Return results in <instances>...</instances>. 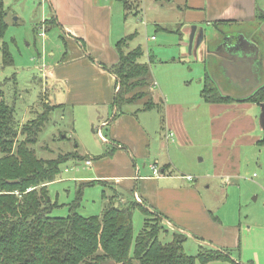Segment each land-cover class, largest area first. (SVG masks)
Segmentation results:
<instances>
[{"label": "crops", "instance_id": "1", "mask_svg": "<svg viewBox=\"0 0 264 264\" xmlns=\"http://www.w3.org/2000/svg\"><path fill=\"white\" fill-rule=\"evenodd\" d=\"M39 3L48 11L41 16L38 25L33 26L36 35L47 39V29L55 26L57 36L63 42V45L55 44L54 49L46 44L41 48L34 45L39 59L49 69L53 81L50 83L53 86L51 96L55 98V93L60 91V104L79 108L91 130L99 124L96 134L106 146L94 151L98 154L94 158L86 155L83 159L85 173L63 177L61 170L60 179L50 184L72 179L80 183L82 191L84 184L110 183L112 192L102 195L107 197L103 208L111 199L114 206H118V201L121 204L140 201L150 212L162 215L161 223L166 230L163 233L170 239L174 232L185 235L182 248L188 237H192L197 243V253L200 247L212 248L226 251L232 259L242 263L264 264V195L260 198L258 193L260 190L264 193V182L252 179L254 187L238 189L237 197L260 199L261 203L254 211L243 213L241 200L230 203V197L236 191L233 179H237V185L245 180L240 172L244 160L241 150L230 148V131L222 130L229 122L245 121L254 134L244 140L237 139V144L244 142L239 148L252 150L250 153H261L260 148L264 149V99L258 103L247 99L264 86V0H181L178 7V19L173 22L175 30L170 31L179 35L175 40L179 46L170 54V60L176 62L177 57L179 62L183 58L190 62L194 60L200 70V86L203 87L207 77L216 88L212 99H220L218 102L207 101L199 93L201 110L216 114L209 116L201 112L195 118L223 123L216 129L218 146L214 149V166L199 174H184L180 169H190L177 164L173 158L177 148L185 145L189 138L181 127L180 115H171L165 105L159 126L158 114L150 113L163 110L162 104H167L163 83L158 92L160 96L149 83V97L154 102L151 109L139 107L123 111L122 107L120 112L113 105L118 85L107 69L119 60L117 40L113 39V1L41 0ZM130 6L124 5L125 8ZM12 12L13 22H19L16 11ZM51 15L57 24L46 28H43L46 25H39ZM163 25L156 24V28L166 30ZM191 35L192 46L189 48ZM126 36H130V40L133 34ZM141 57L140 62L145 63ZM155 103H160V108ZM241 108H249L250 114L237 117L221 114ZM213 128L211 126V130ZM101 129H106L105 136ZM240 130L236 134L244 133ZM71 153H76L78 158H73L71 165H65L64 172L81 163L82 155L76 150ZM263 173L260 175L264 177ZM257 177L258 173L254 171L251 178ZM47 201L58 206V200L48 198ZM213 262L220 261L207 264Z\"/></svg>", "mask_w": 264, "mask_h": 264}, {"label": "rangeland", "instance_id": "2", "mask_svg": "<svg viewBox=\"0 0 264 264\" xmlns=\"http://www.w3.org/2000/svg\"><path fill=\"white\" fill-rule=\"evenodd\" d=\"M39 1L41 0H5L6 7L16 11L20 21L14 23L9 17L5 36L0 39V46L2 40H4L13 58L12 65L3 66L0 50V89L3 91L5 100L13 106L16 117L14 119H17L20 125L25 124L28 120L37 118L41 113L49 111L50 109H48L49 106L47 105L60 104L62 100L60 91L55 93V98L54 95L51 96L53 92L51 87L53 86L50 83L53 81L50 78L49 69L47 65H43L44 61L39 59L35 50V46L41 48L45 44L49 48L52 47L51 49L55 48V44L63 45V42L55 32L58 31L55 26L47 29V39L37 36L33 30V26L38 25L41 16L44 17L48 11V8L46 9L44 5L42 7ZM112 1L114 3L112 10L113 34H115L113 39L118 41L121 39L120 37L133 34L132 38L127 40L126 50L138 45L141 46L143 50L141 60L146 61L149 67L147 80L151 83L154 92L158 96H160V93H158L159 88L163 87L161 84L165 85L167 104H162L163 110H155L150 113L153 115L155 113L158 114L160 126L161 115L162 113L164 114L165 105H167L171 115L176 113L180 115L181 127L186 131L187 137H189L187 143L177 148L174 152L173 158L175 162L190 169V171L180 169L184 174H199L210 171L214 166L213 159L216 157L214 156V149L218 146L216 145V129L218 125L223 123L195 118L201 112L209 116L216 113L203 111L199 106V93L202 85L200 86L199 83V78L201 77L198 72L200 70L194 60L190 62L187 58H183L179 59L182 61L179 62L178 57L176 62L170 60V54L177 50L179 46V42L175 41L179 35L170 30H175L176 25L173 22L178 19V7L181 0H127V5H131L130 8H125L124 4L116 0ZM156 24H164L163 27L166 26L165 28L167 29H157ZM151 35H154V38H150ZM149 55L152 56V60H150ZM7 78L9 79L7 80ZM153 82L155 83L153 84ZM146 100L145 96H143L137 99L136 102L125 105L123 111L135 110L141 107V104ZM250 112L249 108H241L239 110H226L221 114L237 117L244 114L249 115ZM88 125L85 114H81L79 108L63 107L62 104L57 106L49 115L48 121L39 134V141L35 146L38 154L44 158H54L59 154L76 150L79 155H82L81 163L78 167L68 169L67 171L69 172H64V166L71 165L73 160L62 163L60 165V169L63 171L62 175L63 177H71L77 172L85 173L86 168L83 166V159L86 158V155L90 154L94 158L98 155L94 151L97 152L98 148L106 147L104 146L105 143L96 134L99 124L96 125L94 130H91L89 128L90 125ZM211 126L214 127V130H211ZM242 129L244 130L242 135L236 134L237 130L241 132ZM157 130L159 133L161 132L159 127ZM222 130L230 131L232 139L230 148L232 151L235 148L236 150H241L244 160L240 167V172L245 177V180L237 185V179H233L235 182L233 188L236 191L230 197V203L236 204L241 200L243 213L254 211L258 204L261 203L260 199L254 200V197L251 196L237 197V194L239 193L238 189L254 187L252 179L259 183L264 182L263 175H260V172H264V149L260 148L261 153H250L252 150L239 148L244 142L237 144V139L244 140L254 134L253 129L246 126L245 121L240 123L229 122ZM101 131L104 136L107 134L106 129H101ZM243 134L245 135L243 136ZM254 171L258 173L257 178H251ZM260 178L262 179L261 181L259 180ZM110 185V183H101L94 186H86L84 184L79 195L77 192L81 185L76 180L66 179L49 184L48 198L50 201L58 200V206L54 207L50 214L64 216L68 213L70 206H74L77 213L82 216L101 214L100 211L104 206L105 199H107V197H102V195L103 193L112 192L109 188ZM258 193L260 198L264 195L262 190ZM258 200L259 202H257ZM253 201L257 203L255 204ZM144 218L145 216L141 211L134 210L133 227L135 234L142 228ZM160 239L167 241L170 236L162 233L160 234ZM196 248L197 243L192 237H188L183 248L185 253L195 255L197 253ZM95 263L96 260L90 264ZM98 264L117 263L108 258H103ZM211 264H229V262L220 261Z\"/></svg>", "mask_w": 264, "mask_h": 264}, {"label": "trees", "instance_id": "3", "mask_svg": "<svg viewBox=\"0 0 264 264\" xmlns=\"http://www.w3.org/2000/svg\"><path fill=\"white\" fill-rule=\"evenodd\" d=\"M118 1L127 6V0ZM12 13L5 0H0V39L5 36ZM50 24H57L53 15L39 25ZM129 37L117 41L119 60L107 67L117 81L113 105L120 112L143 96L147 100L142 110L154 106L148 90L149 67L140 62L143 50L139 46L126 50ZM0 50L2 65H12L11 51L4 40ZM215 89L206 77L200 94L207 101L218 102L219 98L212 99ZM247 99L261 102L264 86ZM159 104L155 103L157 107ZM59 105H47L49 111L20 125L14 119L13 106L0 89V264H90L95 260L98 264L103 258L117 264H246L232 259L226 251L212 248L200 247L196 255H188L182 248L185 235L178 232L169 241H162L160 234L166 232L162 215L150 212L137 201H118V206H114L111 199L100 215L82 216L74 206L64 216L51 215L56 203L47 201L48 185L60 179L62 163L78 158L71 152L44 158L35 148L49 115ZM81 192L80 188L77 194ZM135 209L145 215L143 227L136 235L132 220Z\"/></svg>", "mask_w": 264, "mask_h": 264}, {"label": "water", "instance_id": "4", "mask_svg": "<svg viewBox=\"0 0 264 264\" xmlns=\"http://www.w3.org/2000/svg\"><path fill=\"white\" fill-rule=\"evenodd\" d=\"M191 46H192V35H191V37L189 39V48H191ZM11 182H17V181L16 180H13Z\"/></svg>", "mask_w": 264, "mask_h": 264}, {"label": "built area", "instance_id": "5", "mask_svg": "<svg viewBox=\"0 0 264 264\" xmlns=\"http://www.w3.org/2000/svg\"><path fill=\"white\" fill-rule=\"evenodd\" d=\"M100 137H102V136L100 135ZM86 163H89V161H87ZM153 172H154V173H157V170H156V169H154V170H153ZM188 178H189V179H191V177H190V176H188ZM137 200H140V199H139V198H137ZM139 202H140V201H139Z\"/></svg>", "mask_w": 264, "mask_h": 264}]
</instances>
